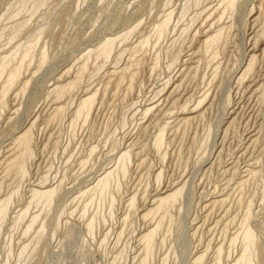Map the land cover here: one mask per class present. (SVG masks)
<instances>
[{"label":"rangeland","instance_id":"rangeland-1","mask_svg":"<svg viewBox=\"0 0 264 264\" xmlns=\"http://www.w3.org/2000/svg\"><path fill=\"white\" fill-rule=\"evenodd\" d=\"M0 264H264V0H0Z\"/></svg>","mask_w":264,"mask_h":264},{"label":"bare ground","instance_id":"bare-ground-1","mask_svg":"<svg viewBox=\"0 0 264 264\" xmlns=\"http://www.w3.org/2000/svg\"><path fill=\"white\" fill-rule=\"evenodd\" d=\"M255 16H256V15H255ZM254 18H255V17H254ZM256 19H257V18H256ZM254 35H255V34H254ZM253 50H254V49L251 48V49H250V53L253 52ZM253 81H254V80H253ZM249 82H251V81H249ZM252 85H253V83H252ZM253 86H254V85H253ZM170 89H171V88H170ZM165 94H167V93H165ZM90 100H91V99H88V100H86V102H85L86 104L84 103V105H87V108H88V106H89ZM158 101H159V100H158ZM157 104H158V103L156 102V103H154L153 105L156 106ZM153 105H152V106H153ZM85 107H86V106H85ZM149 107H151V106H149ZM233 107H234V106H233ZM233 112H234V114H235L234 109H230V114L233 113ZM193 113H194V112H193ZM231 115H232V114H231ZM194 116H195V115H194ZM234 116H235V115H234ZM26 140H27V136H24V137H23V141H26ZM163 190H164V189H163ZM49 192H50V191H49ZM49 192H46V191H45L44 193H49ZM165 192H167V191H165ZM173 195H174V193H172V194H170V195H169V194H168V195H165V196L162 197V198H157L158 201H156V202H157L159 205H161V204L163 205L165 202L167 203V201L170 200L169 198H170L171 196H173ZM155 196H156V195H155ZM155 199H156V198H155ZM153 200H154V199H153ZM157 203H156V204H157ZM152 204H153V203H152ZM162 205H161V206H162ZM157 206H158V205H157ZM161 206H160V207H161ZM148 233H149V232H148Z\"/></svg>","mask_w":264,"mask_h":264}]
</instances>
